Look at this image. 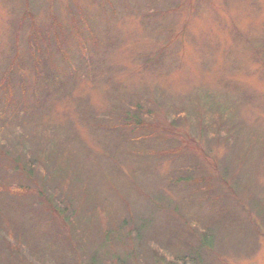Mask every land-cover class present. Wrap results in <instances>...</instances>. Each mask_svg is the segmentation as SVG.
<instances>
[{"label":"rangeland","instance_id":"374dc122","mask_svg":"<svg viewBox=\"0 0 264 264\" xmlns=\"http://www.w3.org/2000/svg\"><path fill=\"white\" fill-rule=\"evenodd\" d=\"M0 264H264V0H0Z\"/></svg>","mask_w":264,"mask_h":264},{"label":"trees","instance_id":"16d2710c","mask_svg":"<svg viewBox=\"0 0 264 264\" xmlns=\"http://www.w3.org/2000/svg\"><path fill=\"white\" fill-rule=\"evenodd\" d=\"M131 116V115H130ZM132 118H134V116H131ZM127 119L130 118V117H126ZM227 210V209H226ZM205 226L208 228L204 231L203 233V237H201V240H202V245L203 246H207V245H211V243H213V239H214V235H213V230H212V226L210 225H207V223H204ZM200 225V224H199ZM201 226V225H200ZM128 238H130L129 236H127ZM119 238H122L121 236H119ZM129 241V240H128ZM193 254V251L188 255V256H193L191 255ZM195 257L198 258V255L196 254Z\"/></svg>","mask_w":264,"mask_h":264}]
</instances>
